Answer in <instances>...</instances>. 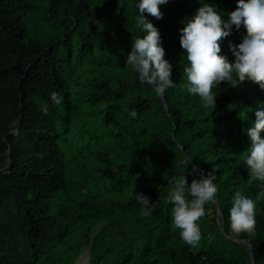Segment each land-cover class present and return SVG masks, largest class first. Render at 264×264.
I'll return each mask as SVG.
<instances>
[{"label": "trees", "instance_id": "obj_1", "mask_svg": "<svg viewBox=\"0 0 264 264\" xmlns=\"http://www.w3.org/2000/svg\"><path fill=\"white\" fill-rule=\"evenodd\" d=\"M208 2L227 20L242 0ZM201 3L168 0L163 17L145 13L174 66L176 84L159 97L126 66L135 0H0V264H77L85 248L88 264H253L252 255L264 264V195L243 162L264 89L225 82L205 110L183 87L180 29ZM246 34L233 30L222 54L234 60L231 44ZM192 164L219 189L196 248L173 229L167 201L174 175L189 167V182L199 179ZM237 189L256 201L253 233L230 230ZM136 191L159 200L153 214Z\"/></svg>", "mask_w": 264, "mask_h": 264}, {"label": "clouds", "instance_id": "obj_2", "mask_svg": "<svg viewBox=\"0 0 264 264\" xmlns=\"http://www.w3.org/2000/svg\"><path fill=\"white\" fill-rule=\"evenodd\" d=\"M167 2L168 0H135L139 9L135 16L139 32L135 31L131 51L126 57V66H130L137 74L139 82L150 85L159 97L165 96L167 90L176 84L173 79L174 66L165 57L166 49L160 29L145 13L161 18L164 12L160 5ZM120 3L122 4V0ZM237 8L225 20L216 4L202 0L201 6L180 29V42L182 48L186 49L187 60L183 66L186 77L183 87L200 97L205 110L216 109L217 94L213 89H219L225 82L237 87L250 79L264 89V0H242ZM96 22L100 30H103L105 25L99 20ZM233 30L236 33L246 30L247 34L243 35V42L239 45L231 44L235 59L230 60L227 55L222 54L221 42L232 36ZM141 32L144 34L141 35ZM51 101L57 105L62 103V94L52 91ZM254 111L252 126L246 129L251 143L244 152L243 162L248 165L250 176L261 182L260 194L264 195V102H260ZM137 115L136 109L129 110L130 118ZM193 159L186 156L181 163H191ZM187 169L169 180L171 187L167 201L172 205L173 229H179L180 238L185 245L196 248L202 239L198 225L206 217V206L219 203V189L216 186L217 178L203 173L195 164H192L191 170L193 176L198 175L199 179L194 178L190 183ZM135 198L145 215L153 214L159 206V200L152 201L142 191H136ZM231 200L228 210L231 232L253 233L256 225L255 199L237 189Z\"/></svg>", "mask_w": 264, "mask_h": 264}, {"label": "rangeland", "instance_id": "obj_3", "mask_svg": "<svg viewBox=\"0 0 264 264\" xmlns=\"http://www.w3.org/2000/svg\"><path fill=\"white\" fill-rule=\"evenodd\" d=\"M88 252H89V249L88 248H85L81 254V257L79 258L78 263L80 262H83L86 260L87 264H88ZM85 254V256H83Z\"/></svg>", "mask_w": 264, "mask_h": 264}, {"label": "water", "instance_id": "obj_4", "mask_svg": "<svg viewBox=\"0 0 264 264\" xmlns=\"http://www.w3.org/2000/svg\"><path fill=\"white\" fill-rule=\"evenodd\" d=\"M219 212H221V207L218 205V213H219ZM89 257H90V251L88 252V258H89ZM252 263H253V264H256V263H255V260H254V258H253V255H252Z\"/></svg>", "mask_w": 264, "mask_h": 264}]
</instances>
